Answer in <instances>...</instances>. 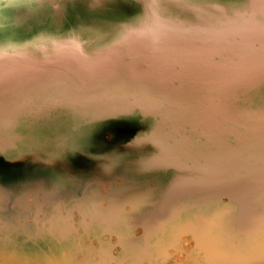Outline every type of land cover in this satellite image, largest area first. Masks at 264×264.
Instances as JSON below:
<instances>
[{
    "label": "water",
    "instance_id": "water-1",
    "mask_svg": "<svg viewBox=\"0 0 264 264\" xmlns=\"http://www.w3.org/2000/svg\"><path fill=\"white\" fill-rule=\"evenodd\" d=\"M128 1L139 8L132 18L89 28L63 17L0 47V156L72 173L66 147L82 126L149 119L117 148L120 156L82 153L94 162L84 185L168 174L151 206L130 218L143 230L130 242L199 210L178 232L205 245L217 234L204 207L224 199L236 205L237 233L264 241V0ZM212 129L223 144L209 138Z\"/></svg>",
    "mask_w": 264,
    "mask_h": 264
},
{
    "label": "flooded vegetation",
    "instance_id": "flooded-vegetation-1",
    "mask_svg": "<svg viewBox=\"0 0 264 264\" xmlns=\"http://www.w3.org/2000/svg\"><path fill=\"white\" fill-rule=\"evenodd\" d=\"M48 1L49 10L57 12L65 10L67 3L71 2L86 8H89L87 3H92L89 10H100L106 0ZM123 1L126 5L118 17L136 16L139 12L137 4ZM65 13L66 10L62 16ZM149 123V119L141 121L138 116H125L82 126L69 139L66 147V161L72 173L57 171L63 175V185L57 188L42 185L29 190L26 205L33 207L39 201L43 203L39 211L32 208L28 212L29 208L26 210L21 206V192L12 194L17 207L6 208L2 203L5 193L0 189V241L4 234H8L14 243L28 245L29 252L19 255L28 264H237L227 258L237 247L240 254L248 256L244 260L246 264H262L260 258L264 257V241L253 243L237 233L232 219L236 205L227 199L204 207L203 212L215 219L213 231L217 234L213 240L207 238L209 240L205 245L200 246L191 235H180L178 232V225L194 221L199 210L184 213L178 221L180 223H171L149 240L142 239L132 244L131 238L139 236L143 230L131 226L130 218L151 206L158 189L165 185L168 174L148 172L135 182H114L108 186L80 182L94 166V162L82 153L120 156L117 148L135 134H142ZM213 251L220 256L212 258ZM238 264H242L241 261Z\"/></svg>",
    "mask_w": 264,
    "mask_h": 264
},
{
    "label": "rangeland",
    "instance_id": "rangeland-1",
    "mask_svg": "<svg viewBox=\"0 0 264 264\" xmlns=\"http://www.w3.org/2000/svg\"><path fill=\"white\" fill-rule=\"evenodd\" d=\"M125 3L126 2L123 0H106L102 9L89 10L86 8V6H82L81 4L76 6L78 3L71 2L67 3V8L65 9L66 13L62 16V12L65 10H59L57 12L49 10L51 6L48 0H30V2L26 5L15 3L14 0H0V47H7L17 41H20L23 37L27 36L31 30L33 31L34 29L38 28V24H44V26L54 25L63 17L69 18L72 24H74L76 27H104L106 24L120 19L118 16H120L119 14L122 11L121 9L126 5ZM20 16L27 17L24 23L18 19ZM22 41L23 40L20 42ZM23 173H25L24 176L21 175ZM6 174L11 178L7 177ZM16 175L20 177L17 178ZM25 175L27 177H25ZM30 176H32L31 179ZM25 178L26 180H24ZM62 180L63 175L60 172L49 171L38 167L21 168L12 166L5 163L0 156V189L5 193V199L2 203H4V206L8 209L17 207L16 199H14L12 194L14 192H21L19 198L22 204L21 206L26 210L29 208L27 210L28 212H31L32 208L36 211H39L43 206V203L41 204L39 201L34 203L35 205L33 207L26 205L27 200L30 197V194L28 195L29 190L34 187H42V185L44 187L52 185L53 188L61 187L63 185ZM30 183L31 185H29ZM0 243L2 249L6 250L5 256L7 264H28L27 260L22 261L19 257V255L22 256L23 254H27L29 252L27 247L28 245L22 242L14 243L12 239L7 241V245L5 246L2 245V240ZM212 256V258L215 259L220 255L213 251ZM227 258L236 262L237 264L240 261L242 264H246V261L244 260H247L248 256L240 254L237 247L234 249V253L232 255H227ZM260 261L262 264H264V257H261Z\"/></svg>",
    "mask_w": 264,
    "mask_h": 264
},
{
    "label": "bare ground",
    "instance_id": "bare-ground-1",
    "mask_svg": "<svg viewBox=\"0 0 264 264\" xmlns=\"http://www.w3.org/2000/svg\"><path fill=\"white\" fill-rule=\"evenodd\" d=\"M118 124V123H117ZM117 128H118V126H117ZM115 129V128H114ZM121 131H122V129H121ZM120 131V132H121ZM223 136H224V134L221 132V130L220 129H212V130H210L209 131V138L211 139V140H213V141H215L216 143H218V144H223L224 143V141H223ZM91 138V137H90ZM89 139V138H88ZM90 140V139H89ZM91 141V140H90ZM100 141H102V140H100ZM99 141V142H100ZM89 142V141H88ZM97 144H98V142H96ZM103 143V142H102ZM101 144V143H100ZM99 147L101 146V145H98ZM94 147H95V145H94ZM97 149V148H96ZM229 154H230V149H227L226 150V155H227V157H229ZM26 172V171H25ZM35 172V171H34ZM4 173H6V172H4ZM18 173H20V172H18ZM17 173V174H18ZM30 173V172H29ZM32 173H33V171H32ZM31 173V174H32ZM9 174V173H8ZM24 174L25 173H23V174H21V175H23L24 176ZM28 174V173H27ZM35 174V173H34ZM39 174V173H38ZM11 175V174H10ZM14 175H15V173H14ZM3 176H5V175H3ZM2 176V177H3ZM6 176L7 177H9L7 174H6ZM13 176V175H12ZM17 176V175H16ZM18 177H20V176H17V178ZM22 177V176H21ZM25 177H27L26 175H25ZM42 177H43V175H42ZM41 177V178H42ZM9 178H11V177H9ZM9 178H8V180H9ZM23 178V177H22ZM32 178V176H30V179ZM37 178V177H36ZM40 178V177H39ZM14 179V178H13ZM13 179H12V181H13ZM29 179V178H28ZM29 179V180H30ZM45 179V178H44ZM15 180V179H14ZM18 180H20V179H18ZM23 180V179H22ZM24 180H26V178L24 179ZM47 180V179H46ZM11 181V180H10ZM16 181V180H15ZM41 181V180H40ZM49 181H50V179H49ZM52 181V180H51ZM17 182V181H16ZM23 182H25V181H23ZM34 182V181H33ZM27 183V182H26ZM39 184V183H38ZM29 185H31V183L29 184ZM41 187V186H40ZM40 190V189H39ZM38 190V191H39ZM42 190V189H41ZM47 190V189H46ZM37 193V192H36ZM63 196V195H62ZM32 200V199H31ZM43 202V201H42ZM45 205V204H44Z\"/></svg>",
    "mask_w": 264,
    "mask_h": 264
},
{
    "label": "snow or ice",
    "instance_id": "snow-or-ice-1",
    "mask_svg": "<svg viewBox=\"0 0 264 264\" xmlns=\"http://www.w3.org/2000/svg\"><path fill=\"white\" fill-rule=\"evenodd\" d=\"M15 3L21 4V5H26L30 2V0H14ZM264 10V9H262ZM262 76H264V71H262Z\"/></svg>",
    "mask_w": 264,
    "mask_h": 264
}]
</instances>
